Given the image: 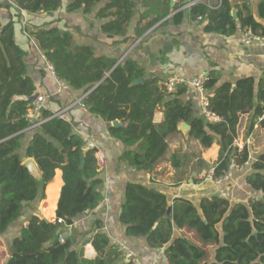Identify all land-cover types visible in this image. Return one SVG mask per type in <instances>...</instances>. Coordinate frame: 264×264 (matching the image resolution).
<instances>
[{"label": "trees", "instance_id": "1", "mask_svg": "<svg viewBox=\"0 0 264 264\" xmlns=\"http://www.w3.org/2000/svg\"><path fill=\"white\" fill-rule=\"evenodd\" d=\"M165 1L166 11L150 24L141 27L148 13L141 16L135 37L142 36L170 14L171 0ZM140 3L145 4L146 0H15L16 13L10 12L8 23L0 22V197H4L7 186L14 187L6 196L0 216V236L13 231L8 264H132L124 260L122 249L112 244L101 220L95 221L91 231L80 234L91 235L89 241L81 242L76 232L65 243L59 241L62 232L73 226L77 218L101 204L104 182L99 177L97 151L86 148L70 121L43 109L40 118L43 123L30 129L32 125L26 115L35 102L28 98L37 92V86L29 75L28 53L17 42L16 27L22 12L52 16L62 10L84 15L97 11L96 19L105 21L100 31L121 37L119 44L127 43L128 28ZM1 8L11 10L13 6ZM237 9L235 20L229 0L213 7L198 2L191 7L190 18L206 21L208 33L230 36L239 28H251L264 35V26L255 20L249 6ZM259 13L264 18V0ZM184 19L185 12L173 17L175 23ZM27 31L56 77L70 89L82 91L84 107L110 125L111 137L125 146L120 161L127 167L152 172L166 157L168 139L178 132L180 122L191 126L190 138L202 148L211 149L215 144L220 147L212 169L211 164L201 161L199 173L206 168L213 170L214 179H221L233 164L251 163L248 146L240 149L235 141L241 116L254 113L257 120L264 112V80L257 90L254 78L241 79L235 85L230 82L218 85L216 75L210 74L206 88L215 94L210 109L221 118L220 122L211 123L203 116H195L193 103L184 99L187 84L179 85L171 93L160 85L157 77L136 84L145 75L143 66L132 59L119 63L118 59L97 56L90 45H76L71 28L64 30L48 23ZM157 112L164 115L161 124L155 123ZM114 121L125 126L114 127ZM29 131L35 133L25 144ZM196 158L195 152L175 153L169 161L173 168L183 170ZM26 159L35 160L39 178L25 167ZM57 170L63 173L64 186L57 218L48 222L34 214L32 204L46 198V188L54 181ZM251 171L246 181L258 195L248 203L232 204L217 195L202 199L199 206L185 198H176L171 205L168 196L156 188L129 183L119 218L125 234L146 238L152 250H164L168 264H264V152L252 162ZM57 174L56 183L48 192L54 186L60 190V172ZM27 207L31 208L28 225L20 222ZM175 229L181 232L180 236L174 237ZM88 243L97 253L95 258L86 257Z\"/></svg>", "mask_w": 264, "mask_h": 264}, {"label": "crops", "instance_id": "2", "mask_svg": "<svg viewBox=\"0 0 264 264\" xmlns=\"http://www.w3.org/2000/svg\"><path fill=\"white\" fill-rule=\"evenodd\" d=\"M194 1L207 3L210 7L219 5V0H189L188 2L171 0L170 14L142 36L135 37L136 26L143 14L148 13L141 27L150 24L166 11L165 0H146L145 4L140 3L137 7V15L128 28L126 37L129 41L127 43L119 44L121 37L115 38L100 31L105 21L96 19L97 11L92 15H84L79 11L66 13L62 10L52 16L22 12V17L16 27L17 42L28 53L29 75L37 86V92L46 98L45 109L51 110L54 115L61 114L70 121L74 132L84 139L86 148L97 151L99 177L104 182L103 201L95 210L77 218L71 226L72 232L78 235L86 234L92 230L96 220H101L104 224V232L109 236L112 244L120 248L126 246L135 250L144 264H168V262L164 250H152L146 238H132L125 234V227L119 218L127 185L138 183L154 187L168 196L171 205L176 198H185L199 206L202 199L217 195L227 198L232 204L248 203L250 198L258 195L249 187L246 178L252 172V162L264 152V128L257 124L254 113L241 116L235 145L240 149L248 146L251 163L234 168L232 177L221 184L211 180L210 170L203 168L200 173L198 172L201 168V161L211 164L212 169V164L219 156V145L215 144L211 149H204L198 141L189 138L190 148H188L186 138L179 131L169 137L167 155L152 172L137 171L127 167L120 161L125 146L111 137L110 125L84 107L82 91L61 87L38 44L28 34L27 29L32 30L36 26H44L48 23L64 30L71 28L75 44L92 46L97 56L118 59L119 63L127 59L137 61L145 69L143 80L157 77L162 83L177 76L191 81L203 74H214L218 78V85L226 82L235 85L241 79L254 78L258 90L260 82L264 80V43L243 45L240 41L243 29L240 28L230 36L206 32V21L202 22V19L192 21L190 18L191 3ZM229 2L233 6V12H237V7L249 6L255 20L264 26V18L259 13V6L263 0H229ZM4 5H11L13 8L11 10L0 9L2 24L11 20V13H16L14 8H17L15 0H0V6ZM180 12H185V19L182 23H175L173 17ZM187 86L188 91L184 99L193 103L195 116H202V96L194 87ZM163 121V113L157 112L155 123L161 124ZM34 133L35 131L27 133L25 144L32 139ZM21 152L25 155V149ZM187 152L198 153V158L194 159L186 169L173 168L169 161L170 157L175 153ZM58 172H60V190L54 186L52 192H48L49 187L56 183ZM63 186V173L57 170L54 181L46 188V198L32 204L34 214L41 219H47L48 222H54L57 218L56 213ZM52 193L53 199L51 198ZM55 204L56 209L54 210ZM26 221L27 218L23 222L28 225ZM180 234L181 232L175 229L174 237ZM90 236L80 235L79 239L84 242ZM86 256L90 258L97 256L90 243L87 244Z\"/></svg>", "mask_w": 264, "mask_h": 264}, {"label": "built area", "instance_id": "3", "mask_svg": "<svg viewBox=\"0 0 264 264\" xmlns=\"http://www.w3.org/2000/svg\"><path fill=\"white\" fill-rule=\"evenodd\" d=\"M198 2H200V1H194L191 3V5L194 6ZM221 3H222V0H219V6L221 5ZM240 41L243 45H246V46H250L253 44H257V43H264V35H261L257 32H254L251 28H244L241 32ZM49 66L53 71V68L50 65V63H49ZM53 73H54V71H53ZM209 80H210V78H209L208 74L200 75L191 81H186L184 78H180V77L175 76V77L169 78L168 80L162 82L160 85L169 93L175 92L177 87L179 85H183V84H187V85L194 87L202 96V102H201V114H202V116L208 122L217 123V122L221 121V118L218 115H216L215 113H213L210 109V100L212 98H214L215 94L213 92H210L206 88V84ZM59 83L63 89L68 88V85L66 83H64L63 81L59 80ZM45 101H46V98L44 96H40L35 101L33 107L28 111L26 118L28 119V121L32 125L30 127V129H33L37 126H40L43 123V121H40V115H41L42 110L45 109V106H44ZM59 115H61V114H57L55 116H59ZM257 124L264 128V125H263L264 124V112L261 116L258 117ZM100 159H102L101 156H100ZM236 167L237 166L233 164L230 172L225 177H223L221 179H214L213 178V170H211L210 178L215 183H218V184L224 183L232 177L233 169ZM70 237L71 236L69 234V229H68L66 232H64L63 234L60 235L59 241L61 243H65ZM121 249H122V252H123V255H124L126 262H129L132 264H144L140 255L135 250H133L129 247H126V246H123Z\"/></svg>", "mask_w": 264, "mask_h": 264}, {"label": "water", "instance_id": "4", "mask_svg": "<svg viewBox=\"0 0 264 264\" xmlns=\"http://www.w3.org/2000/svg\"><path fill=\"white\" fill-rule=\"evenodd\" d=\"M188 1H189V0H186V2H188ZM233 16H234V19H237V18H238V16H237V12H236V11L233 12ZM143 81H144L143 78H139L135 83H136V84H141V83H143ZM97 86H98V85H97ZM97 86H96V87H97ZM96 87H95V88H96ZM39 97H40L39 92H36L33 96L29 97L28 100H30V101H34V102H35ZM84 97H85V96H84ZM112 126L117 127V128H121V127H124V126H125V123H123V122H121V121H114V122L112 123ZM178 131L181 132V133L184 135V137H185L186 140H187V147L190 148L189 138H190L191 126H190L187 122H180L179 125H178ZM84 161H85V159L82 158L81 167H83V165H84ZM24 165H25V167L29 170V172L31 173V175H33L34 177H37V178L40 177L39 169H38L37 164H36V162H35L34 159H28V160H26V161L24 162ZM170 210H171V208L169 209V211H170ZM29 211H30V208H28V207L25 208V209L23 210V213H24V214H23V216L20 218V221L23 222V221L26 220ZM43 220H46V221H47V219H43ZM10 259H11V258H8V261H7L6 264L9 263Z\"/></svg>", "mask_w": 264, "mask_h": 264}, {"label": "rangeland", "instance_id": "5", "mask_svg": "<svg viewBox=\"0 0 264 264\" xmlns=\"http://www.w3.org/2000/svg\"><path fill=\"white\" fill-rule=\"evenodd\" d=\"M14 190V187L13 186H7L5 188V190L3 191L4 192V197H0V216L3 214L4 212V206L6 204V196L9 195L11 192H13ZM54 195L53 193L51 194V198L53 199ZM47 216L49 217V213L47 211ZM24 223V222H22ZM20 227H16V230H18ZM69 229V234L70 236L72 237V235L74 234V232H72L71 230V226L68 227L66 229V231ZM66 231H63L62 234ZM10 235H3V236H0V264H6L7 261H8V257L10 258V243H11V240H12V235L11 233H13V231L9 232ZM8 233V234H9ZM87 249V245H86V248ZM87 257V256H86ZM90 258V257H88Z\"/></svg>", "mask_w": 264, "mask_h": 264}]
</instances>
